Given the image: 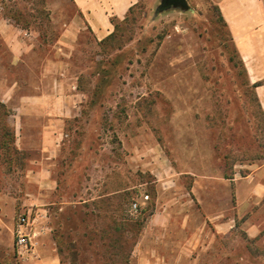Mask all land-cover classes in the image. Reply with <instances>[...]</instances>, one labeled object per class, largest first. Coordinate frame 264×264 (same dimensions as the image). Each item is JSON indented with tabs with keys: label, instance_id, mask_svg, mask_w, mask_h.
<instances>
[{
	"label": "rangeland",
	"instance_id": "1",
	"mask_svg": "<svg viewBox=\"0 0 264 264\" xmlns=\"http://www.w3.org/2000/svg\"><path fill=\"white\" fill-rule=\"evenodd\" d=\"M38 1L0 0V103L22 152L11 164L0 149V231L32 211L41 233L27 257L0 245V264L40 248L61 264H139L164 236L170 264H264V203L241 211L224 177L264 162V119L216 1L156 16L162 0H140L103 42L72 0ZM42 91L78 95L59 103L73 112L52 157L41 153L45 117L22 109ZM228 221L229 232L214 227ZM193 236L200 245H187ZM188 247L199 259L176 261Z\"/></svg>",
	"mask_w": 264,
	"mask_h": 264
},
{
	"label": "crops",
	"instance_id": "2",
	"mask_svg": "<svg viewBox=\"0 0 264 264\" xmlns=\"http://www.w3.org/2000/svg\"><path fill=\"white\" fill-rule=\"evenodd\" d=\"M140 0H72L73 4L81 13L83 24L89 31L102 42L115 32V22L124 21L128 17L131 10L139 3ZM221 16L228 25L229 31L233 37L235 48H237L248 72L250 82L259 84L256 93L260 100L264 112V0H215ZM114 21V22H113ZM76 23V20L74 21ZM78 95L61 97L57 94L42 91L40 95L30 98L29 102L35 104L32 110L28 108L22 109L27 111L33 117H45V122L41 128L42 146L41 153L43 157H52L58 152L57 142L59 136L56 135L64 118H67L69 112H73L69 108L60 106V101L74 100ZM49 102V106L43 105ZM38 104V105H37ZM76 106V105H75ZM29 110V112H28ZM17 136V135H16ZM35 171H33L34 173ZM37 173V174H36ZM35 180L45 176L44 172H35ZM232 195L237 201L241 211H248L250 207L264 203V162L258 165L241 181H234L232 186ZM9 233L7 236L0 231V245L13 246L15 243V225L14 218L9 214ZM17 221V220H16ZM3 226V216L0 208V228ZM186 226V225H185ZM217 229L229 232L233 225L228 222H221L214 225ZM247 235L250 238L259 236V228L257 224L249 223L247 227ZM219 229V230H220ZM164 239L156 238L153 246L148 248L146 252H140L138 258L139 264H170L169 257L171 253L160 251V245L165 241L173 242L169 237ZM201 238L197 236L190 237L186 240L187 245L193 247L194 244L200 245ZM143 241L139 242V249L144 247ZM16 247V246H14ZM205 248V247H204ZM163 249V248H162ZM165 250V249H163ZM17 251V248H16ZM36 251V250H35ZM181 251L174 258L176 261L185 257L188 259L198 260L199 256L192 258V251ZM18 252V251H17ZM35 253V252H34ZM19 255V253H17ZM190 256V257H189ZM191 259H188L189 262ZM22 264H61L59 256L54 251H46L40 248L35 255L28 257Z\"/></svg>",
	"mask_w": 264,
	"mask_h": 264
},
{
	"label": "trees",
	"instance_id": "3",
	"mask_svg": "<svg viewBox=\"0 0 264 264\" xmlns=\"http://www.w3.org/2000/svg\"><path fill=\"white\" fill-rule=\"evenodd\" d=\"M40 1L41 2H39V1L38 2L40 4H42L43 0H40ZM218 10H219V8H218ZM41 12H44V11L41 10ZM219 13H220L219 16H221V11L220 10H219ZM127 19H128V17L125 18V20H127ZM221 20L224 22L225 27L228 29L229 37L231 38V41L234 43L233 37H232V35H231L230 31H229L228 25L225 22L223 16H221ZM121 22H123V21H121ZM117 24H118V22H115V32H116V30L118 28ZM115 32L112 35H110L107 39H112L114 37V35H115ZM107 39H105V40H107ZM105 40H103V41H105ZM235 47L236 46L234 44V47H233L234 50H235L234 54H235V56L237 58L236 66L240 67L242 72L249 79L246 66H245V64H244V62H243V60H242L237 48H235ZM248 86L250 87L252 95H253L255 101L257 102V107L260 110L259 112L261 113V115H262V117L264 119L263 108L261 106L260 100H259L258 95L256 93V89L259 86V84H257V83L256 84H251L250 81L248 80ZM5 106L6 105L0 103V122L2 123V126L0 128V134H2L0 136V149H3V151H5V154L7 155V157H11L12 156L11 152H12L13 156L10 158V162H9V163L12 164L14 156L22 155V152L16 146V132H15V129L11 125L8 124L7 118L9 117L10 111ZM18 159H20V158L18 157ZM230 170L232 171V169H230ZM232 174H233V172L225 173L224 177L226 179L230 180L231 182H234V176ZM232 185L234 186V183H232Z\"/></svg>",
	"mask_w": 264,
	"mask_h": 264
},
{
	"label": "built area",
	"instance_id": "4",
	"mask_svg": "<svg viewBox=\"0 0 264 264\" xmlns=\"http://www.w3.org/2000/svg\"><path fill=\"white\" fill-rule=\"evenodd\" d=\"M146 198L148 199L149 197L147 196ZM138 210V203L132 204V211L138 212ZM36 219L34 213L30 211L21 214L16 221L14 231L15 246L22 257H27L33 253L35 249V240L39 238L41 234L34 229L37 223Z\"/></svg>",
	"mask_w": 264,
	"mask_h": 264
},
{
	"label": "water",
	"instance_id": "5",
	"mask_svg": "<svg viewBox=\"0 0 264 264\" xmlns=\"http://www.w3.org/2000/svg\"><path fill=\"white\" fill-rule=\"evenodd\" d=\"M171 8L181 9L183 11H193L187 0H162L159 7L156 9V16Z\"/></svg>",
	"mask_w": 264,
	"mask_h": 264
}]
</instances>
